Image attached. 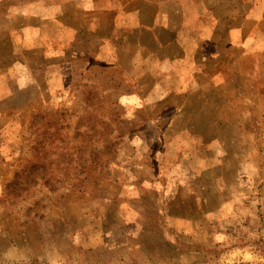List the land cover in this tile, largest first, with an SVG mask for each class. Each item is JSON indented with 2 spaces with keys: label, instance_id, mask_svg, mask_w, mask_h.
I'll return each mask as SVG.
<instances>
[{
  "label": "rangeland",
  "instance_id": "1",
  "mask_svg": "<svg viewBox=\"0 0 264 264\" xmlns=\"http://www.w3.org/2000/svg\"><path fill=\"white\" fill-rule=\"evenodd\" d=\"M71 1L0 0V264H264V0Z\"/></svg>",
  "mask_w": 264,
  "mask_h": 264
},
{
  "label": "crops",
  "instance_id": "2",
  "mask_svg": "<svg viewBox=\"0 0 264 264\" xmlns=\"http://www.w3.org/2000/svg\"><path fill=\"white\" fill-rule=\"evenodd\" d=\"M69 1H70V3L73 2V1H71V0H69ZM73 7H74V6L70 7V10H71L72 12H74L75 10H77V8L72 9ZM65 9H66V10H69L68 7H66ZM174 25H175V26H170V25H167V26H166V25H165V28H167V31H169V33L172 35L170 38L167 39V41H171V40H174V39H175V40L178 39L177 41H179V40L182 38V35H183V34H181V38L178 37V33H180L181 31H183V30H182V24L176 21V23H175ZM156 26L160 27V25H158V24H157ZM163 27H164V26H163ZM152 32H153V31H152ZM152 32H151V33H152ZM153 37H154V36H153ZM141 39H142V38H141ZM156 39H157L158 42L160 43V40H159L158 38H155V41H156ZM162 39H163V38H162ZM162 39H161V41H163ZM142 40H143V39H142ZM160 44H161V43H160Z\"/></svg>",
  "mask_w": 264,
  "mask_h": 264
}]
</instances>
